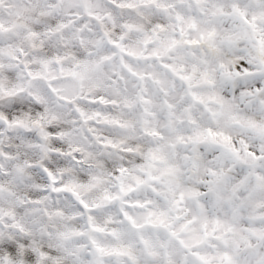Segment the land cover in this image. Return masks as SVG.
Instances as JSON below:
<instances>
[{"label": "clouds", "instance_id": "9594fccd", "mask_svg": "<svg viewBox=\"0 0 264 264\" xmlns=\"http://www.w3.org/2000/svg\"><path fill=\"white\" fill-rule=\"evenodd\" d=\"M213 7L0 0L4 259L11 254L3 246L14 244L13 264H30L27 252L31 264H195L193 244L211 257L250 228L264 233V222L256 224L264 220V181L236 201L242 165L230 151L195 140L211 128L245 159L264 157V135L246 125L264 126V110L235 101L222 111L192 97L216 91L199 84L203 49L186 43L210 30ZM194 19L197 30L189 28ZM173 68L192 74L193 86ZM212 170L232 182L215 185Z\"/></svg>", "mask_w": 264, "mask_h": 264}, {"label": "snow or ice", "instance_id": "6c2138e0", "mask_svg": "<svg viewBox=\"0 0 264 264\" xmlns=\"http://www.w3.org/2000/svg\"><path fill=\"white\" fill-rule=\"evenodd\" d=\"M194 2L214 6L210 30L200 32L199 39H191L186 43L193 48L203 49L197 66L200 69L199 84L210 86L216 91L206 100L193 92V99L201 104H215L222 111L235 101H243L247 105L246 110L249 111L264 110V87L261 86L264 84V0H194ZM204 11L205 9H201V14ZM189 28L192 30L199 28L195 19L189 24ZM172 70L189 88L193 86L192 74L177 72L174 68ZM230 94L232 99L228 100ZM246 125L253 132L264 135V126L256 121L247 119ZM195 140L199 143L210 142L218 145L222 151H230L235 156L236 163L242 165L240 169L242 178L232 187L233 199L236 201L247 199L248 189L259 187L258 182L264 181V167L259 163L264 157L248 152V158L245 159L230 144L228 136L211 128L206 133L198 132ZM211 174L217 177L213 182L217 186H227L233 180L228 173L218 175L212 170ZM261 222L264 220L257 217L256 224L259 225ZM215 223L217 229L223 227L221 221L217 220ZM232 231V227L226 229V232ZM247 231L251 235L235 242L224 240L221 249L211 257L195 250L200 244L191 245L190 255L195 258V264H264V233L256 231L255 228ZM214 233L213 238H221ZM171 235L177 236L175 231ZM177 243L183 246L186 252L189 250V245L183 238H179ZM3 247L11 254V259H4L3 251L0 250V264H13V261L19 259V249L16 245L6 244ZM24 259L31 264L35 256L32 252H27Z\"/></svg>", "mask_w": 264, "mask_h": 264}]
</instances>
